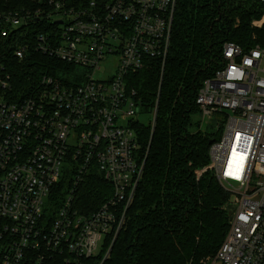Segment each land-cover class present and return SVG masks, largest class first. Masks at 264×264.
<instances>
[{
  "label": "built area",
  "instance_id": "built-area-1",
  "mask_svg": "<svg viewBox=\"0 0 264 264\" xmlns=\"http://www.w3.org/2000/svg\"><path fill=\"white\" fill-rule=\"evenodd\" d=\"M175 4L110 0L64 9L55 2L45 19L56 27L37 33L35 49L82 72L66 80L41 74L26 92L14 91L0 51V264H85L111 233L114 242L145 163L136 115L152 114L154 125L157 111V104L145 110L128 76L151 58L163 64ZM38 16L0 14V38L10 40L18 59L30 45L16 30ZM263 24L264 13L251 21L253 28ZM195 103L202 122L221 125L206 169L234 197L223 242L200 264H264V38L248 48L224 42L222 64L204 79ZM64 162L71 168L62 174ZM93 171L111 184L112 196L80 210L78 187ZM66 172L71 182L58 198Z\"/></svg>",
  "mask_w": 264,
  "mask_h": 264
},
{
  "label": "trees",
  "instance_id": "trees-1",
  "mask_svg": "<svg viewBox=\"0 0 264 264\" xmlns=\"http://www.w3.org/2000/svg\"><path fill=\"white\" fill-rule=\"evenodd\" d=\"M57 1L64 9H79L91 1L103 5L110 0H0V14H39L27 30H16L30 45L22 59L14 56L9 39L0 38L14 91L26 92L30 80L41 74L66 80L76 71L75 65L35 49L37 33L56 27L45 17ZM263 13L264 4L256 0H176L163 64L151 58L148 67L128 76L146 111L152 113L157 104L154 125H137L145 157L140 181L114 242L111 233L85 264H200L214 255L229 227L230 194L206 169L221 125L201 121L195 98L204 79L221 66L224 42L248 48L256 44L254 34L263 39L264 24L251 26ZM71 177V172L61 177L58 198ZM111 196V184L93 171L81 181L75 203L86 208L80 210L93 211Z\"/></svg>",
  "mask_w": 264,
  "mask_h": 264
},
{
  "label": "rangeland",
  "instance_id": "rangeland-1",
  "mask_svg": "<svg viewBox=\"0 0 264 264\" xmlns=\"http://www.w3.org/2000/svg\"><path fill=\"white\" fill-rule=\"evenodd\" d=\"M255 29H259V28H255ZM262 38H264V36ZM259 39L260 38L255 40L256 43L259 41ZM81 72H82V69L79 67L78 68L76 67L75 73L79 74ZM136 119L143 124L151 123V126H152V114L150 115L149 113H146L144 111H140L137 113ZM215 125H216V122H215ZM70 168H71V166L68 163L64 162L63 167H62V174L66 170H70ZM233 199H234L233 195H230V200L233 201ZM44 209H45V211H44L45 215H48L50 212V209H53V205L50 203V201L48 199H46L44 202Z\"/></svg>",
  "mask_w": 264,
  "mask_h": 264
},
{
  "label": "water",
  "instance_id": "water-1",
  "mask_svg": "<svg viewBox=\"0 0 264 264\" xmlns=\"http://www.w3.org/2000/svg\"><path fill=\"white\" fill-rule=\"evenodd\" d=\"M62 22H63L62 20L56 21V23H58V24H61Z\"/></svg>",
  "mask_w": 264,
  "mask_h": 264
}]
</instances>
